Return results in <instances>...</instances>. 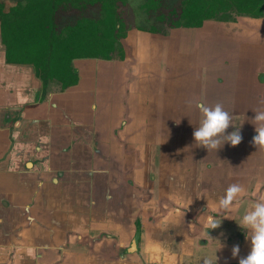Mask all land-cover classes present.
Here are the masks:
<instances>
[{
	"label": "crops",
	"instance_id": "crops-1",
	"mask_svg": "<svg viewBox=\"0 0 264 264\" xmlns=\"http://www.w3.org/2000/svg\"><path fill=\"white\" fill-rule=\"evenodd\" d=\"M142 36L138 37L141 41L145 40ZM126 58L127 54L122 61L75 60L76 85L61 90L50 82L43 90L30 65L5 61L0 41V264H119L116 260L110 263L109 255L113 250L116 254L129 251L137 228L135 219L143 224L158 208L155 204L150 210L154 188L167 211L177 204L188 205L190 197L198 199L199 190L218 201L219 189L197 186L199 182L182 194L177 174L164 169L163 158L175 159V165L188 175L195 170L205 180L214 175L217 166L209 160L206 164L212 167L207 169L202 163L208 160L205 151L199 149L189 153V159L198 155L199 163L188 160L185 164L182 151L176 148V136L183 137L171 102L159 98L162 105L155 117L156 90L148 86V75L143 80L141 71L122 64ZM88 61L95 65L113 61L114 71H93L94 64ZM80 62L83 65L77 68L75 64ZM160 72L154 70L153 75L167 77L164 69ZM128 77H132L129 85L125 84ZM253 96L250 94L251 102ZM250 106L254 110L257 105ZM169 120L175 121L174 126ZM247 132L241 142L244 146L252 143L249 138L255 130ZM240 147L230 145L228 159L235 149H240V157ZM232 170L244 175L240 166H228L225 190L231 183L245 191L254 185L264 189L253 181L249 187L251 182H239L240 178L231 182ZM164 183L169 190L163 188ZM174 184L176 193L172 194ZM245 191L235 202L241 214L256 202ZM122 193L127 199V215L117 209ZM204 207L202 203L203 211ZM177 225L171 224L173 229ZM118 226L127 228V234L119 235ZM144 231L139 229V237ZM118 235L125 236V246L115 242ZM151 240H155L153 252L165 257L168 253L162 251L163 246L154 236Z\"/></svg>",
	"mask_w": 264,
	"mask_h": 264
},
{
	"label": "rangeland",
	"instance_id": "rangeland-1",
	"mask_svg": "<svg viewBox=\"0 0 264 264\" xmlns=\"http://www.w3.org/2000/svg\"><path fill=\"white\" fill-rule=\"evenodd\" d=\"M177 1L163 0V3L166 7H172ZM26 2L27 0H0V4H5L6 7L12 5L21 7ZM143 2L144 0H125L119 8L120 17L127 28L126 38L122 40L124 56L127 54V58L122 64L127 69L132 67L133 70L141 71L143 76L148 75L150 81L148 86L156 90L153 93V99L157 103V107L154 108L155 117L158 116L156 113L160 112L156 110L162 105V101L157 102L159 98L171 102L173 118L177 123L180 122V137H183L180 140L179 136H176V148L182 151L185 164L188 160L197 161L198 155L194 154L189 159V153L199 149L205 151L204 157L208 160H203L202 163L208 167L207 169L212 167V165L206 164L209 160L214 161L215 166H217L214 175H212L213 180L211 175L205 180H200V176L198 178L195 170L193 174L188 175L180 166L175 165V159L172 158V162L167 157L163 158L164 169L174 172L177 174L176 179L181 180L180 184H174L171 193H176L175 187L177 185L184 194L185 190H189L195 182H199L197 186L200 185L209 189L218 188L219 199L225 192L224 186L227 182L228 166L232 168L240 166L244 172L243 175L232 170L233 172L230 173L232 175L231 182L240 178L239 182L247 184L251 182L249 187H252V181L259 183L257 187L260 184L264 187V149L259 146L256 147L250 142L245 146L240 143L237 147L242 146L240 147L243 151L241 156L239 157L240 149H235L231 150L228 159L227 150L230 144L223 145L217 152H208L207 149L199 147V145L195 146L196 142L193 139V131L202 118L194 107L195 102H203L206 105L209 103L208 106L218 102L222 103L225 110L233 115L234 125L240 126L243 137L242 143L246 133H248L247 131L255 130V125L252 123L255 116L254 112L264 110V15L259 18H252L246 15L233 14L224 19L221 18L222 20H207L198 29H166L162 35L151 34L137 29L139 27L147 29L153 22V19L141 10L140 6ZM85 14L95 17L96 10L89 8ZM71 20L72 16L65 12L58 15V23L60 24H65ZM141 35L144 37L142 39L145 40L141 41L138 38ZM160 56L164 59H158ZM88 62L94 64V61ZM90 63L87 64L90 65ZM112 64L113 61L107 64L99 62L94 64L91 70L95 71L96 69V71L101 70L108 73L110 69L114 71ZM75 65L80 68L83 62ZM163 69L166 78L161 79L153 75L154 70L155 73H161L160 71ZM170 70L175 71L174 74L172 71L170 73ZM146 76L143 80L147 79ZM131 79L132 77H128L125 84L129 85ZM135 85H137V81ZM253 93L255 94L253 96L255 101L252 100L251 102L249 97ZM189 101L194 102L193 106H189ZM166 103L168 104V102ZM153 105L155 106V103ZM250 105H257L255 106L256 109L252 110ZM174 123L173 120L172 122L168 121L171 126H174ZM234 130L235 128L229 127L226 134ZM255 135L256 133L253 132L249 139L252 140ZM197 162L199 163V161ZM165 184H163V188L169 190ZM155 191L157 192V188L151 191L150 210H154L153 205L155 204L158 205V208L153 211V215L151 213L149 220L146 219L143 224L135 219L140 232L144 231L143 228L145 227V231L137 241V246L141 248H137L135 251H131L129 248L130 251L123 253L127 255H125V260H123L121 252L116 254L117 250H113L112 254L109 255L110 263L116 260L119 264H205V261L208 260L212 264H239V259L247 256L250 252V238L246 239V231L238 224L242 215V212L238 210L239 206H236L229 213L221 211L217 208V201H211L208 196L204 195L203 190L202 192L199 190L198 199L191 200L190 197L189 201V199H184L186 198L184 196L183 200L190 202L188 205L185 206L186 203L177 204L172 206L173 209L171 210L173 211H167V209L164 210L163 206L165 202H162L159 196L155 195ZM245 192L250 193H247L246 196L251 197L252 201L264 197V189H256L255 185L254 188L247 189ZM124 197L122 193L120 196L122 201H117L116 204L119 203L118 212L121 211L127 215L129 208L126 205L127 199ZM240 197L238 198L240 199ZM247 201L250 202V200ZM202 203L206 208L204 211L201 208ZM213 215L216 219L224 216L223 220L222 218L219 219L221 226L213 230L206 229L204 227L206 219ZM193 219L197 222H194ZM172 222H178L174 229L171 226ZM148 223L150 226L146 228ZM117 229L119 235L127 234L125 233L128 231L127 228L121 229L118 226ZM119 235L118 238H115V242L118 241V243H122V246H125L126 243H123L125 236ZM153 236L163 246L162 251L168 253L165 257L163 253L157 254L159 251L153 252L152 247L155 246V240H151ZM132 239L128 245L132 243ZM144 243V250L146 251L143 254ZM234 245H239L240 248V254L236 258L232 256ZM87 256L89 255L87 254ZM102 258L108 261L104 255Z\"/></svg>",
	"mask_w": 264,
	"mask_h": 264
},
{
	"label": "trees",
	"instance_id": "trees-1",
	"mask_svg": "<svg viewBox=\"0 0 264 264\" xmlns=\"http://www.w3.org/2000/svg\"><path fill=\"white\" fill-rule=\"evenodd\" d=\"M124 1L27 0L21 7L0 4L5 61L30 65L43 90L50 82H56L61 90L76 85L73 61L124 59L122 40L127 28L119 13ZM89 8L96 10L95 17L85 14ZM140 8L153 22L147 29H137L162 35L166 29H198L207 20L233 14L262 17L264 0H178L172 7H166L163 0H144ZM62 12L70 14L72 20L58 23Z\"/></svg>",
	"mask_w": 264,
	"mask_h": 264
},
{
	"label": "clouds",
	"instance_id": "clouds-1",
	"mask_svg": "<svg viewBox=\"0 0 264 264\" xmlns=\"http://www.w3.org/2000/svg\"><path fill=\"white\" fill-rule=\"evenodd\" d=\"M189 106H193V101H189ZM194 107L201 114L199 125L193 131V139L199 147L210 151H218L225 144L232 147L238 146L243 137L240 126L234 125V117L225 110L222 103L208 106L203 102H195ZM254 120L256 135L252 138V143L264 149V110H256ZM229 127L235 128L231 133L226 134ZM245 189L239 184H231L224 194L217 201V208L228 212L236 208L235 202L244 193ZM239 226L246 231V239L250 238L251 250L247 256L239 259V264H264V198L252 203L241 215ZM221 226V220L209 216L204 227L209 230L217 229ZM220 247H222L220 245ZM219 247V248H220ZM239 245L232 248V256L239 255ZM217 259V258H216ZM205 264H212L206 260Z\"/></svg>",
	"mask_w": 264,
	"mask_h": 264
},
{
	"label": "water",
	"instance_id": "water-1",
	"mask_svg": "<svg viewBox=\"0 0 264 264\" xmlns=\"http://www.w3.org/2000/svg\"><path fill=\"white\" fill-rule=\"evenodd\" d=\"M138 238H139V233L136 232L135 235H134V238L132 239V243H131V246H130V250L131 251H135L137 249Z\"/></svg>",
	"mask_w": 264,
	"mask_h": 264
}]
</instances>
